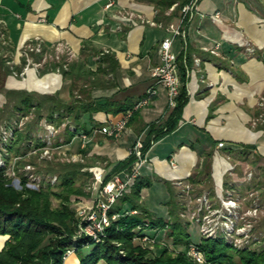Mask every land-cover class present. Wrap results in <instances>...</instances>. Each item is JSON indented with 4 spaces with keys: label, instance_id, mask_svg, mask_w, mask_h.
I'll use <instances>...</instances> for the list:
<instances>
[{
    "label": "crops",
    "instance_id": "crops-1",
    "mask_svg": "<svg viewBox=\"0 0 264 264\" xmlns=\"http://www.w3.org/2000/svg\"><path fill=\"white\" fill-rule=\"evenodd\" d=\"M176 6L161 15L153 0H0V20L4 45L12 51L39 38L49 52L62 44L72 57L69 61L63 56L65 68L71 67L73 75L60 76V84L49 86L50 90L21 88L59 94L70 101L72 86L64 88L73 77L79 90L87 89L79 95L87 104L113 101L114 107H134L156 84L151 71L161 62L160 45L168 29L180 22L181 12L172 16ZM215 12H222L221 22L211 17ZM173 51L177 58L185 56L189 101L177 129L154 143L142 168V176L152 180L142 191V202L154 217L166 220L171 202L178 199L172 186L176 179L228 186L225 178L232 167L253 162L255 154L264 159V122L258 124L264 109V0H200L185 34L173 41ZM179 70L178 59L180 75ZM41 71L36 74L40 79L57 74L52 69ZM157 89L120 136L98 133L86 148L76 136L74 147L102 156L105 160L97 162L111 170L130 155L141 134L146 138L150 126L167 117V89L161 85ZM120 115L102 110L91 118V112L84 113L82 128L101 127ZM220 142L226 146L219 147ZM244 145L256 149L245 151ZM208 154L209 170L202 172ZM236 158L240 160L234 164ZM236 176L231 172L233 183L245 180ZM0 239L2 248L7 237ZM79 261L74 254L64 264Z\"/></svg>",
    "mask_w": 264,
    "mask_h": 264
},
{
    "label": "trees",
    "instance_id": "trees-1",
    "mask_svg": "<svg viewBox=\"0 0 264 264\" xmlns=\"http://www.w3.org/2000/svg\"><path fill=\"white\" fill-rule=\"evenodd\" d=\"M153 1L160 8L161 15L177 4L172 16L180 13L183 6L189 2V0ZM7 49L11 50L9 46L0 43V92L4 93L8 104L12 107L7 127L13 130L15 137L11 141L9 138L7 139L8 143L5 145L9 149V156L4 154L5 164L0 166V236L7 237L4 247L0 249V264H64L67 251L72 247L75 248V252L79 256V264H100L101 262L105 264H198L187 256L191 245L199 246L204 252L207 261L203 264H264V247L258 249L247 245L245 248H238L217 236L206 238L201 235L200 242L192 241V233L188 229L191 222L197 226L199 223L193 219L188 223H182L176 213L177 204L174 200L171 202V220L154 217L142 202V191L152 184V180L142 174L131 191L124 194L113 206L112 212H117L120 216L111 222V226L107 228L106 235L101 241H96L91 236L79 235V223L72 197L80 198V196L89 195L85 188L87 186L86 178L89 179L92 174L83 172L82 168L95 164L99 160H105V158L94 154L90 157L91 162L88 163L60 160H42L40 162L37 156H29L31 151L25 149L28 147L27 145L25 148L20 145L23 141L32 138L31 130H34V123L39 124L44 117L58 126L62 125L65 118H71L76 124L77 131L71 132L67 128L68 141H70L76 136V133H81L79 127L85 123L83 121L84 113L91 112L92 118L94 112L102 110L104 112L113 111L114 114L133 110L129 122L131 123L138 115L139 110H134V107L124 104L114 107L113 101L104 102V104H95L94 102L87 104L79 96L72 98L75 100L73 102H66L59 94H39L22 89L5 92L4 80L7 75L16 70L21 73L27 63L24 58L19 66L7 67L4 54ZM47 49L46 46L45 50ZM178 59L182 83L177 104L174 108L167 110V117L150 126V132L144 140V155L148 153L154 143L177 129L182 120L184 107L189 101L188 66L184 63V55ZM50 69L61 71L65 77L73 75L71 67L65 68L63 59L60 62L49 64V68L40 71L42 73ZM17 113H20V116ZM31 113L36 115V121L26 123L28 131L18 125H13L12 118L16 117L19 121ZM92 129L83 128V132L91 133ZM45 143L36 137L34 144L36 147H42L45 146ZM56 144L61 145L60 140ZM243 148L245 151L251 148L256 149L255 146L249 145H244ZM210 155H207L205 161L206 170L204 169L202 172L209 170L208 157ZM28 156L29 160H27ZM13 157L19 158L13 166V170L20 179L19 187L14 184L15 177L9 174ZM135 160L136 156L130 154L127 158L118 161L111 167L112 170L105 181H108L114 174L129 169ZM28 162L42 167L41 171L48 174V177L57 174L56 185L53 187L47 177L40 188L29 186V176L26 171H23ZM111 165L108 163V166ZM261 170L264 172V166ZM258 184L259 188L264 186V180ZM55 200L58 201V205H55ZM125 205H129L130 208H125ZM131 210H137V213L131 214ZM159 227H169V231L158 230ZM146 233H150L152 236L159 233L158 241H163L166 234L172 237L171 239L177 246L175 254L167 247L157 246V249L153 250L150 246L144 248L135 242L136 237H141ZM118 242L120 245L117 244ZM121 250H124V254L121 253Z\"/></svg>",
    "mask_w": 264,
    "mask_h": 264
},
{
    "label": "rangeland",
    "instance_id": "rangeland-1",
    "mask_svg": "<svg viewBox=\"0 0 264 264\" xmlns=\"http://www.w3.org/2000/svg\"><path fill=\"white\" fill-rule=\"evenodd\" d=\"M24 46L20 49H16V51H12L7 49L4 54L6 56L7 67H15L19 66L20 63L24 60ZM60 54V55H59ZM63 56H67L66 54L50 52L48 57L41 58V55H29L27 58V63L21 73L16 71H11L9 75L4 80V91L7 90H26L31 92L27 88H20L9 86L10 79L16 78L18 80H24L27 78V73L29 70L34 69L37 75L40 74V70H42L48 63L50 62H60L64 59ZM40 57V58H39ZM39 58V59H38ZM11 59V60H10ZM38 59V60H37ZM67 60L70 61L71 58L66 57ZM38 61H42L41 65H37ZM60 76H63L61 71L55 72ZM69 85L72 86V98H77L81 95V92H85L84 90H79V83L75 81L73 77L70 78V81L65 83V88ZM11 87V88H10ZM40 94V93H39ZM66 101V102H73ZM169 102V101H168ZM8 100L5 98L3 92H0V166L5 164L4 154L5 156H9V149L6 148L8 143V138L14 139L15 134L11 128L7 127L8 116L11 113L12 107L8 104ZM20 116V113H17ZM261 116V120L258 122H264V109L261 107V112L259 113ZM36 115L34 113L29 114L27 117H22L19 121L17 118H12L13 125L20 128H24L27 130L26 123L36 121ZM129 125V124H128ZM34 130H31L32 138L27 139L21 143V147L27 145L25 149H29L31 152L29 156H37L38 161L46 160H60L67 162H83L88 163L90 161L91 155L90 153L85 154L86 149L82 152H79L78 148H75L73 145V139L68 141L69 135L67 133L68 129L71 131L73 126L76 127V124L73 123L71 118H65L62 125L58 126L57 124L48 121L46 117H44L39 124L34 123ZM83 126L79 127V132L83 131ZM28 131V130H27ZM125 131V130H124ZM72 132V131H71ZM123 133V132H122ZM121 133V134H122ZM79 134V133H78ZM120 134V135H121ZM77 135V134H76ZM38 137L40 140H43L45 146L36 147L35 140ZM96 137V136H95ZM145 137V136H144ZM75 138V137H73ZM116 138V137H114ZM60 140L61 145H57V141ZM46 149H49V153H46ZM11 156V155H10ZM28 156L27 160L30 159ZM252 161L255 163L254 166L251 165L253 162L246 163H238L237 166L229 170L226 174L225 181L229 182L228 186H215L213 183L207 181L204 185H198L196 183H188V181H184V185L176 184L174 181L172 186L176 188L177 192V200H175L177 204L176 213L179 215L182 223H188L190 220L197 219L199 220V226H197L194 222H191L189 227V232H191V240L194 242H200L202 240L201 235H204L206 238H211L214 236L224 238L228 244H233L238 248H245L247 245L253 248H261L264 247V186L259 188V182L264 180V172H262L261 168L264 166V159H261L258 155H254ZM19 158L13 157L11 160L12 165L9 168V174L13 175V166ZM239 158L233 160L234 164L239 161ZM100 163L96 162L95 164H91L82 168L83 172L91 173V177L89 179L86 178V191L88 192V196L76 198L72 197L74 201V206L76 210V218L78 223L81 221V212L86 210L95 199L96 193L94 192L95 181L94 175L92 173V169L94 167L100 166L101 168L106 170V174L108 175L111 170L106 168V166L99 165ZM105 165V164H104ZM235 166V165H234ZM42 167L38 165H34L33 163H26L23 171H26L27 175L31 177L37 176L38 179L42 178L44 181L48 174L42 172ZM246 171L249 173L252 172V175L241 183L235 182L233 183V179H230V174L235 173L237 176V180L244 179L243 177L246 175ZM118 174V173H117ZM116 175V174H114ZM113 175V176H114ZM112 176V177H113ZM239 177V178H238ZM49 183L54 187L58 182V175L54 174L48 177ZM51 179V180H50ZM14 184L19 187V177L16 176L14 178ZM230 185V188H229ZM178 186V187H177ZM179 188V189H178ZM55 205H58V201H54ZM231 216V217H230ZM141 217V216H138ZM142 218V217H141ZM168 220H171V214ZM194 220V221H197ZM227 228H230L228 231ZM156 229V228H154ZM158 230H166L169 231V227L161 228ZM227 230V231H226ZM201 231V232H200ZM79 232V231H78ZM159 234L157 233V236ZM165 235V234H164ZM1 237V236H0ZM169 235H165V239L163 241H156L154 246H150L151 249L156 250L158 247H167L170 251L174 253L175 248L177 246L174 244L173 240ZM3 240V239H0ZM7 240V239H6ZM6 242V241H5ZM136 243L141 244L144 248L145 246L140 239H135ZM120 245V243H117ZM4 247V246H3ZM1 249V248H0ZM72 250V251H71ZM121 253L124 254V250H121ZM177 253V252H176ZM75 248H70L67 251V255L65 256V261L70 255H74ZM175 254V253H174ZM78 256V255H77ZM188 256V255H187ZM189 257V256H188ZM79 258V256H78ZM195 262V261H194ZM197 263V262H195ZM205 263V262H204ZM102 264H105L102 262ZM199 264V263H198ZM203 264V263H202Z\"/></svg>",
    "mask_w": 264,
    "mask_h": 264
},
{
    "label": "built area",
    "instance_id": "built-area-1",
    "mask_svg": "<svg viewBox=\"0 0 264 264\" xmlns=\"http://www.w3.org/2000/svg\"><path fill=\"white\" fill-rule=\"evenodd\" d=\"M199 1L200 0H189V2L186 3L181 10L180 22L178 23V25L174 28L168 29L169 35L162 40L160 45L161 62L156 65L151 71V76L155 79L156 84L151 86L148 89L146 96H144L139 102L135 104L134 110H140L141 108L149 105L152 98L158 93V85H161L167 89L169 100L168 109H172L176 106L177 97L180 93L182 82L178 73V58L173 51V41L177 37L183 36L185 34V25L187 21H190L194 17V14H196ZM110 5H112V3L109 4V6ZM221 13L222 12H215L211 15V17L213 18V20L221 22ZM3 28L4 23L2 20H0V41L3 44H6V40L4 39L2 33ZM237 43L241 46L244 45V42ZM45 47V43L39 38L28 41L26 42L24 47V57L27 60L30 54H37L41 55V58L44 59L48 57L50 53L48 49L45 50ZM218 47L219 44H217L215 50ZM249 49L251 50L252 48ZM56 53L66 54L68 56L70 52L68 49H65L62 44H59L58 46H56ZM36 64L41 65L42 61H38ZM132 111L133 110H129L128 112L121 113L119 117L110 119L105 125L101 127H94L91 130V133H76V136L79 137L82 141V148H86L98 133L116 138L120 136V134L124 132L130 122L133 113ZM71 131H77V128L73 126V129ZM144 140V134H141L129 151L130 154H134L136 156V160L132 164V166L129 169H126L114 175L108 181H105L107 177L105 169L101 167H94L92 169L95 181L94 192L96 193V197L92 202V205L81 212L82 218L79 222V235L91 236L96 241H101L106 235L107 228L111 226V222L119 218L120 214L117 212H112V208L116 204V202L122 196H124V194L131 191L133 185L142 174V168L145 167L147 161L146 155H144L143 153ZM225 146L226 144L224 142L219 143V147ZM46 153H49V149H46ZM232 169L234 168L232 167ZM12 172L14 177H16V172L14 170ZM232 174L235 175V173ZM251 175L252 172L249 173L248 171H246L244 181H246ZM29 179V186H32L34 188L41 187L43 182L42 178L38 179L37 176L31 175ZM176 181H178L175 182L176 184L184 185V182L182 180L176 179ZM130 213L136 214L137 210H131ZM197 222L199 223V220H197ZM227 230L229 231L230 228H227ZM158 236L157 234L152 236L150 235V233H146L141 237H137V239H140V241L145 246H154L155 242L158 241ZM187 255L192 261H195L199 264L207 261L204 252L200 249L199 246L196 245H191V248H189L187 251Z\"/></svg>",
    "mask_w": 264,
    "mask_h": 264
},
{
    "label": "bare ground",
    "instance_id": "bare-ground-1",
    "mask_svg": "<svg viewBox=\"0 0 264 264\" xmlns=\"http://www.w3.org/2000/svg\"><path fill=\"white\" fill-rule=\"evenodd\" d=\"M26 75H27V78H25L24 80H18L16 78H11L9 86L20 87V88L27 87V88H38L41 90H50L51 88L49 89V86L53 84H60V75L58 74H51V75L48 74L46 78L40 79L36 77L35 70L31 69L28 71Z\"/></svg>",
    "mask_w": 264,
    "mask_h": 264
}]
</instances>
